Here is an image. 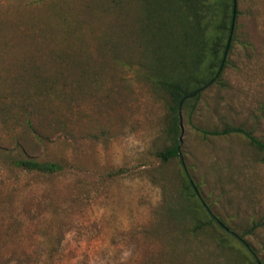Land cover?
<instances>
[{
    "label": "rangeland",
    "instance_id": "374dc122",
    "mask_svg": "<svg viewBox=\"0 0 264 264\" xmlns=\"http://www.w3.org/2000/svg\"><path fill=\"white\" fill-rule=\"evenodd\" d=\"M145 5L0 0V264H254L218 225L195 230L203 203L237 233L261 223L245 239L264 261V151L199 130L264 141V0H237L227 63L178 109V133L158 83L171 39H153ZM182 129L181 155L163 161Z\"/></svg>",
    "mask_w": 264,
    "mask_h": 264
},
{
    "label": "trees",
    "instance_id": "16d2710c",
    "mask_svg": "<svg viewBox=\"0 0 264 264\" xmlns=\"http://www.w3.org/2000/svg\"><path fill=\"white\" fill-rule=\"evenodd\" d=\"M146 13L151 21L153 39L165 36L171 39L168 44L170 51L169 66L164 65V57L159 56L161 66L167 68L164 78L158 83L171 96L175 113L174 130L178 133V109L181 105L195 106L201 98L202 91L210 81L219 79L226 63V53L231 49L235 40L234 33L237 21V0H144ZM157 40V39H156ZM172 53V54H171ZM169 58V57H168ZM167 61V60H166ZM169 61V60H168ZM170 71V73H167ZM198 91L195 96H191ZM206 137H219L230 134H241L247 137L250 143L264 151V141L255 136L252 131L242 126H226L224 128H199ZM179 141L159 153L163 161H168L181 155ZM17 167L27 171L54 174L64 169L58 161H40L33 158L15 159ZM186 188L194 192L199 200V185L188 171H185ZM204 219H197L195 230L206 226L218 225L223 231L222 243L228 244V239H235L247 250L254 264H264L257 257L252 244L245 239L252 234L261 223L255 222L243 234L230 229L218 216L214 215L209 207L201 204Z\"/></svg>",
    "mask_w": 264,
    "mask_h": 264
},
{
    "label": "water",
    "instance_id": "95a60500",
    "mask_svg": "<svg viewBox=\"0 0 264 264\" xmlns=\"http://www.w3.org/2000/svg\"><path fill=\"white\" fill-rule=\"evenodd\" d=\"M227 57V53L225 55V58ZM214 81H210V83L208 85H211ZM203 89H201L200 91H202ZM198 93V91H196L195 93H193L191 96H195L196 94ZM181 108H182V105L180 106V113H181ZM181 127H182V124H181ZM182 141H183V129H182V132H181V136H180V139H179V149L181 150V145H182Z\"/></svg>",
    "mask_w": 264,
    "mask_h": 264
}]
</instances>
